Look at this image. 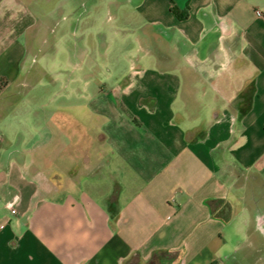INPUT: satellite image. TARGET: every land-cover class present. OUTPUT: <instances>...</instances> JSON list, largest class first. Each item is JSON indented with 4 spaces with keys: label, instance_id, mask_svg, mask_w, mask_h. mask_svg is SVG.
<instances>
[{
    "label": "crops",
    "instance_id": "0c3cea01",
    "mask_svg": "<svg viewBox=\"0 0 264 264\" xmlns=\"http://www.w3.org/2000/svg\"><path fill=\"white\" fill-rule=\"evenodd\" d=\"M257 9L0 0V264H264ZM72 41L76 97L22 99L32 58L48 43L71 57Z\"/></svg>",
    "mask_w": 264,
    "mask_h": 264
},
{
    "label": "rangeland",
    "instance_id": "374dc122",
    "mask_svg": "<svg viewBox=\"0 0 264 264\" xmlns=\"http://www.w3.org/2000/svg\"><path fill=\"white\" fill-rule=\"evenodd\" d=\"M81 12L86 13V19H88L92 15V9L90 7L81 9ZM62 16L63 15L61 11H57L55 13L54 20L55 23L59 24V26H62V24H65L67 22V19H62ZM55 32L57 33V35L60 33L58 29ZM49 33H51V31H49ZM50 45L51 43L45 45L46 55H44V53L37 54L32 58V66L43 68V72H38L33 77L31 88H24L21 90V98L43 101L48 100V104L49 102H51V100H54L53 107L56 108L58 105H60L62 99H74L76 97L75 94L77 92L71 89L65 90V85L69 84L71 78L77 77L78 67L82 65V59L77 58L76 52H72L74 49L76 50L77 46L81 45V42L79 43L78 41H72L65 43L66 46L70 47L71 57H64L62 55V43H57V45L59 46V51H57V53L52 56L51 54L54 52V50H52V47ZM86 45L88 46L89 43H86ZM102 56L103 55H101V58L98 59H100V61L104 64H107L109 58H107L105 55L104 57ZM122 62L124 66L127 64L125 60ZM91 64V59L87 58L85 67H89ZM51 111L52 108L46 110L38 109L36 112L37 115L47 116L46 112L50 114ZM262 188H264V185Z\"/></svg>",
    "mask_w": 264,
    "mask_h": 264
},
{
    "label": "built area",
    "instance_id": "2783aa9c",
    "mask_svg": "<svg viewBox=\"0 0 264 264\" xmlns=\"http://www.w3.org/2000/svg\"><path fill=\"white\" fill-rule=\"evenodd\" d=\"M255 14L259 18H264V9H257L255 11ZM9 207L11 208V211H12L13 214H15L17 212L16 209L14 208V204L13 203H11L9 205Z\"/></svg>",
    "mask_w": 264,
    "mask_h": 264
},
{
    "label": "trees",
    "instance_id": "16d2710c",
    "mask_svg": "<svg viewBox=\"0 0 264 264\" xmlns=\"http://www.w3.org/2000/svg\"><path fill=\"white\" fill-rule=\"evenodd\" d=\"M173 12L177 15V16H179V17H182V13L179 11V9L178 8H176L175 6H173ZM1 82H3L2 80H1Z\"/></svg>",
    "mask_w": 264,
    "mask_h": 264
}]
</instances>
